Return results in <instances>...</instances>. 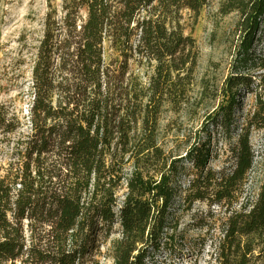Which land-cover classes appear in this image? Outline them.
<instances>
[{
  "label": "trees",
  "instance_id": "trees-1",
  "mask_svg": "<svg viewBox=\"0 0 264 264\" xmlns=\"http://www.w3.org/2000/svg\"><path fill=\"white\" fill-rule=\"evenodd\" d=\"M205 3L64 0L60 13L49 5L32 68L31 132L18 168L3 174L0 166V264H98L116 233L113 264H149L172 248L181 171L189 209L208 207L197 228L212 231L218 221L215 264H264V185L253 203L242 202L255 164L251 133L264 131L263 84L234 68L225 83L232 99L208 117L185 157L172 160L158 143L161 115L185 98L198 62L196 41L167 22L185 10L198 15ZM221 11L240 17L241 65L264 70V58H254L264 0H223ZM106 42L119 53L109 64ZM241 89L255 95V109L235 130ZM20 127L0 100V138ZM128 164L134 171L125 177Z\"/></svg>",
  "mask_w": 264,
  "mask_h": 264
},
{
  "label": "rangeland",
  "instance_id": "rangeland-1",
  "mask_svg": "<svg viewBox=\"0 0 264 264\" xmlns=\"http://www.w3.org/2000/svg\"><path fill=\"white\" fill-rule=\"evenodd\" d=\"M64 0H0V100L8 103L21 122L20 129L7 138H0V166L3 174L17 169L18 158L31 132L30 108L32 95V68L37 47L44 31L47 12L53 9L61 12ZM199 14L189 10L180 12L175 20H168V26L180 29L196 41L198 62L194 80L188 87L185 98L176 106L168 105L159 123V147L172 160L185 157L195 143L198 133L221 105L232 99L225 89V83L235 68L238 74H249L264 86V70H248L241 65L237 46L239 44V20L237 13L224 15L223 0H206ZM254 48V58H264V27ZM119 58V53L109 42L104 44V59L107 64ZM132 67L142 76L150 74V68ZM147 78V77H145ZM235 130L244 126L246 118L255 109V95L241 89L236 94ZM251 144L255 153V164L246 178L243 204L254 202L264 185V131L252 130ZM221 146V145H220ZM224 156L211 162L212 167H221ZM134 168L126 165L124 176L132 174ZM184 173L175 185V200L170 214V232L175 230L170 251L157 254L149 264H215L212 258L211 237H219L218 221H210L209 228H197L195 222L208 211L205 203L197 202L191 209L185 203L188 183ZM118 192L119 201L126 191L124 183ZM120 239L116 233L102 247L98 264H113V243Z\"/></svg>",
  "mask_w": 264,
  "mask_h": 264
}]
</instances>
